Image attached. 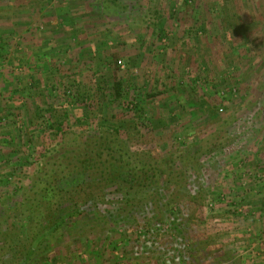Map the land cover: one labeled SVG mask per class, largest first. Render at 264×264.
Listing matches in <instances>:
<instances>
[{"label": "rangeland", "instance_id": "1", "mask_svg": "<svg viewBox=\"0 0 264 264\" xmlns=\"http://www.w3.org/2000/svg\"><path fill=\"white\" fill-rule=\"evenodd\" d=\"M122 5L108 17L93 0H0V264L10 240L18 255L28 244L20 200L63 138L118 129L134 151L159 156L208 140L221 123L230 136L204 158L205 176L189 178L195 198L178 202L181 226L89 223L28 264H264V0ZM112 69L140 114L111 104ZM91 85L99 102L84 104ZM231 88L238 96L225 102L219 93ZM64 117L61 135L52 125ZM187 243L195 252L184 259Z\"/></svg>", "mask_w": 264, "mask_h": 264}, {"label": "trees", "instance_id": "2", "mask_svg": "<svg viewBox=\"0 0 264 264\" xmlns=\"http://www.w3.org/2000/svg\"><path fill=\"white\" fill-rule=\"evenodd\" d=\"M93 1L102 5L106 16L113 17L120 14L125 0ZM163 34L164 30L159 39L164 38ZM111 71V104L124 100L127 104H123L129 107L130 102L136 101L132 110L140 114L143 111L140 100L135 95L128 102L124 82L117 78L115 69ZM200 79L196 77L194 82ZM92 86L85 89L84 104L99 102L98 93ZM97 90L100 94V88ZM67 94L74 96L70 91ZM156 95L147 93L148 97ZM65 119L52 125L61 135L68 133ZM43 122L48 124L49 121ZM124 132L114 129L113 133L95 130L85 135L72 134L74 138H63L60 145L50 151L45 166L20 200L21 214L28 220V244L18 255L15 246H21L20 242L10 240V245L8 232L2 233L4 244L13 248L11 258L4 263L28 264L39 251L43 254L51 251L65 230L83 229L89 223L93 227L105 224L125 230L133 225L148 226V222L161 223V227L171 223L181 226L183 215L176 206L182 198H195L191 193L193 182L189 178L205 176L204 158L211 157L212 152H219L230 136L227 126L221 123L213 130L211 139L180 145L156 156L131 149ZM213 139L216 142L213 143ZM151 212L153 215L150 216ZM140 220L145 223L141 224ZM43 245L47 251L41 249ZM187 248L188 243L184 247L185 255L181 254L184 259L187 254L188 259L193 257L192 248Z\"/></svg>", "mask_w": 264, "mask_h": 264}, {"label": "built area", "instance_id": "3", "mask_svg": "<svg viewBox=\"0 0 264 264\" xmlns=\"http://www.w3.org/2000/svg\"><path fill=\"white\" fill-rule=\"evenodd\" d=\"M161 42L163 44H166V38L165 37L162 38ZM118 64H119V67L124 68V65H123V63H122L121 60L118 61ZM219 95H220L221 99L224 100L225 102H229L231 100H235L237 98V96H238L236 88H231L230 90H227V91L223 90V91H221L219 93ZM134 104H136V101L130 102V108H133ZM219 112L220 113H223L224 112V109L223 108H220L219 109ZM146 116H147V114H146ZM146 123H147V121H146ZM240 177H241V186L242 187H245L247 185V180L249 181V179H247V180L245 179L247 177V174L244 173L243 176L240 175ZM254 177H255V179L258 178V180H260V175H257V176L254 175ZM224 198H225L224 195L221 194V199L224 200ZM209 206H210V208L213 207V203L210 202V205Z\"/></svg>", "mask_w": 264, "mask_h": 264}, {"label": "crops", "instance_id": "4", "mask_svg": "<svg viewBox=\"0 0 264 264\" xmlns=\"http://www.w3.org/2000/svg\"><path fill=\"white\" fill-rule=\"evenodd\" d=\"M13 99V98H12ZM194 253V252H193Z\"/></svg>", "mask_w": 264, "mask_h": 264}]
</instances>
